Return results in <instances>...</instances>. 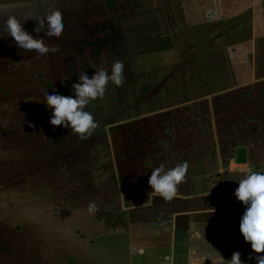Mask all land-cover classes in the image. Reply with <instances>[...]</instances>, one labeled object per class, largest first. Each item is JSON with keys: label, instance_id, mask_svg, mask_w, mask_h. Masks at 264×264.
<instances>
[{"label": "rangeland", "instance_id": "rangeland-1", "mask_svg": "<svg viewBox=\"0 0 264 264\" xmlns=\"http://www.w3.org/2000/svg\"><path fill=\"white\" fill-rule=\"evenodd\" d=\"M167 7L161 0H51L45 16L53 10L62 13V36L37 33V24L28 33L59 51L40 55L16 43H10L9 49L0 43V264H81L78 258L88 250L92 252L88 255L97 256L96 264H140L134 260L140 255H145L146 264H170L165 259L172 246L166 226L155 227L163 237L153 235L148 226L174 218L178 226L189 222L184 228L190 233L185 245L195 253L189 263L188 259L177 263L206 264L202 252L212 248L202 237L207 243L213 241L223 255L229 244L232 252L225 260L237 252L236 244L232 247L231 241L209 237L211 232L190 221L195 216L209 218L211 213L192 217L174 208L181 203L188 212L211 209L221 216L238 217L235 214L245 210L234 214L224 208L244 206L234 195L239 185L230 186L225 194L187 192L169 202L152 194L133 203L131 195L135 196V189L151 193L148 179L160 165L167 171L194 155H209L213 147L230 152L239 142L256 146L254 162L261 166L240 167L264 173L263 129L259 137L236 133L234 128L219 129L217 145L212 126L204 134L200 118L196 116L193 123L187 117L189 107L202 104L204 96L218 90L264 89V80L243 86L251 79H235L241 78L239 72L253 71L254 65L264 74V4L243 8L245 17L239 23L231 21L229 31L215 35L206 33L213 28L209 21L205 27L191 28L182 16L172 14L168 19ZM252 16L253 25L246 27L244 21ZM153 32L168 34L176 47L122 62L123 86L110 82L104 98L85 108L99 123L90 138L81 140L70 129L50 124L52 109L45 103L46 94L74 96L72 85L80 75L91 78L100 69L110 74L113 65L106 61L110 39L116 44L131 39L135 46ZM237 43L241 46L233 50ZM83 62L88 66L83 68ZM207 180L204 190L220 184V178ZM90 203L96 205V212H88ZM133 224L141 231L136 242L123 237L132 234ZM102 230L105 238L99 235ZM179 238V243L185 242L182 234ZM161 253L164 258L156 263ZM245 257L241 254L242 261ZM215 262L207 260V264Z\"/></svg>", "mask_w": 264, "mask_h": 264}, {"label": "crops", "instance_id": "crops-1", "mask_svg": "<svg viewBox=\"0 0 264 264\" xmlns=\"http://www.w3.org/2000/svg\"><path fill=\"white\" fill-rule=\"evenodd\" d=\"M39 2L40 0H0V30H3L4 23L8 15L11 14V15H16V17L21 20L24 29L27 32H30L32 26L36 24L38 25V20L27 19L26 16L44 19L40 13ZM161 2L167 3L168 6L167 7L168 12L166 14L167 17L171 16L172 14L174 16L177 15L182 16L188 19V23L191 25V28L195 26L205 27L207 25V22L209 21L210 24L213 25V28L209 31H206V33L208 32L213 35L220 33L221 31H224L226 29L229 31L228 28L230 26L231 21L236 20L237 23H239L240 17H245L243 12H241L243 8L246 7L247 8L246 10H249V9H253L256 5L260 3L264 4V0H161ZM245 2L247 3V5L243 4ZM254 21L255 20H253V16H252V19H248V20L246 19L244 22L246 27H249L253 25ZM191 30L192 29H189L190 33H192ZM0 43L1 46L3 45V48L9 49V44L15 43V41L10 35L4 33L3 36L0 37ZM240 46L241 44L239 45L238 43L236 45H233V50L235 48H239ZM175 47L176 44L174 42V48ZM238 75L241 76V78L236 77L235 78L236 80L242 78L251 79L250 82L243 84V86L257 85L259 82L264 80V74L256 72L255 65L253 66V71L247 69L242 72H239ZM237 87L238 86H234L229 89L218 90L216 93L214 92V94L211 93L207 96H204L202 99L203 100L202 104L197 103L196 105H193V107H189V111L187 113L188 119L190 120L192 118L194 123L195 117L198 116L200 118L199 127L200 128L203 127L204 134H207L206 127L212 126L213 139L217 142V145L220 142L219 129L234 128L236 133L242 131L248 133L250 136L256 134L255 137L260 136V129L264 130V89L260 88V89H253L251 91L240 92L236 90ZM237 109H241V110H239V112H236ZM184 121L187 122V120ZM142 131H143V127H142ZM248 143L250 145L246 146V144H244L243 142H239L237 145H235V148L230 152L223 151V149L220 146V147H213L209 155L207 156L206 155L192 156L188 162L189 169L186 176V181L180 185L182 186L183 189H181V187L179 186L180 191L178 192L177 195H185L187 194V192L192 194H204V195L210 192L211 193L215 192L217 194H221V193L225 194L231 188L230 186H238V183L243 178H245L246 175H248L250 172V169L246 170L241 168L240 164L237 162V150L239 148L244 147L247 149L248 166L255 165L258 168L261 167L254 162V156H255L254 152L256 146L249 141ZM258 168L257 170L259 171ZM261 170L264 171L263 168ZM210 177H213L214 181L215 179L220 178V182H219L220 184L215 189L206 190L207 189L206 188L204 190L203 183H205L207 178L210 179ZM235 189L236 188L234 187L233 190ZM134 193L135 196L133 194L131 195L133 203L140 202L145 196L147 197V195H149V192L147 193L146 191H141V190L137 191V189H135ZM152 194L157 196V194L155 193H150V195ZM204 201L206 202V200ZM184 203L185 202L182 201V205ZM138 205H136V207ZM180 208L183 209L184 211L183 213L187 216L195 215V213H203V212L211 213L209 215V218H204V217L202 218L201 216H195V218L190 221L191 223H195L199 226H203L202 229H204L205 231L211 232L212 234L209 237L212 236L215 237L216 239L217 238L226 239V243L228 242L230 243L231 241L232 247L234 244H236L235 248L237 249V251H240V254H244L246 256L243 260V263L255 264L257 262L255 260L256 254L252 252L250 244L244 241L239 231V223L243 213H241V215H239V213L238 214L234 213L242 210L244 211L245 206L234 205V208L233 207L224 208V210H232L231 212H233L235 216H238V217H230V218L225 217V215L221 216L220 212H217L216 210L212 211L211 209L206 211L203 210L200 212H198V210L188 212L186 207L183 206L181 207V203L179 204L176 203L174 210ZM213 216L214 218H212ZM177 222L178 221L175 220V218L173 219V221H167L165 223H163L162 220L159 219L157 222L151 223L148 226V228L152 230L153 235L155 234V236L163 237L164 234L160 233V229L156 230L155 227L158 226L161 228L163 225H165L166 228L164 231L167 232L168 237L169 235L171 236L172 246L170 250V255H168L171 258L170 264H179L177 263V260L179 262L180 259H184V261L188 259V263H189V259H193L195 254L191 250L192 248L189 247V244L185 245V243L189 241L190 233L188 230L184 228L186 227L185 225L186 224L188 225L189 222L181 223L179 226L177 225ZM133 225H131L132 234L131 235L126 234L123 237H128L129 241L136 242L139 238L138 235L139 233H141V231L137 229V224H133ZM222 226H225L226 228ZM98 228L99 226L93 229L92 232H94V230H97ZM104 232L106 231L102 230L99 233L100 237L105 238V236H107V233ZM179 234H182L184 236L185 242L184 240H182L179 243V239H180ZM202 239L203 242H205L210 248H212L209 249L208 251L202 252L204 255L203 260L205 261L206 264L208 259L210 260L215 259L216 261L215 264L216 263L220 264V259L219 256L217 257V254L218 255L220 254L223 258L225 256L226 258L228 254L232 252V250L230 249V245L228 244L226 253L225 255H223L222 250H217L218 246L216 248L214 245L215 243H213V241L207 243V241L203 237ZM218 244L216 243V245ZM180 245L181 246L184 245V246L181 247L180 249L179 248ZM220 248L221 247H219V249ZM214 250H217V252H215ZM91 253L92 252L88 250L84 254H86L87 256L88 254ZM84 254L80 255L81 258H78L81 259L80 261L81 264L83 262L84 264H96L97 256L88 255L86 257ZM104 256L105 255H103L102 257ZM250 256H252L253 258L249 259ZM162 257L164 258V255H162V253L160 256L157 255V257L155 258L156 259L155 262L158 263V261H160L159 259ZM231 257L228 258L227 260L231 259ZM134 260L138 262H142L140 264L143 263L146 264L145 255H140L136 257Z\"/></svg>", "mask_w": 264, "mask_h": 264}, {"label": "clouds", "instance_id": "clouds-1", "mask_svg": "<svg viewBox=\"0 0 264 264\" xmlns=\"http://www.w3.org/2000/svg\"><path fill=\"white\" fill-rule=\"evenodd\" d=\"M27 19L38 20L34 31H43L45 36L60 38L64 31L63 16L59 10L51 11L46 18L26 16ZM45 21L47 31H45ZM4 33L10 35L16 45L25 51H34L40 55H47L50 51H59L58 46L50 48L43 39L34 38L23 27L21 20L16 15H8L0 37ZM124 63L116 61L109 74L100 69L89 78L86 74L79 76V82L72 85L74 96L60 94H46L45 103L52 109L50 124L53 127L70 129L81 140L90 138L99 127L94 116L85 111L90 102L104 98L109 83L122 87L125 83ZM189 164L187 161L177 164L165 171L163 165L151 171L148 179L151 193L157 194L166 202L173 200L179 191V185L186 181ZM235 197L245 206V211L240 219L239 231L244 241L250 244L252 252L256 254L257 264H264V173L251 171L238 183ZM150 195V193H149ZM98 209L94 203L88 205V212L94 213ZM253 257L250 256L249 259ZM170 260V257H165ZM220 264H243L241 254L234 252L231 259L225 260L219 254Z\"/></svg>", "mask_w": 264, "mask_h": 264}, {"label": "trees", "instance_id": "trees-1", "mask_svg": "<svg viewBox=\"0 0 264 264\" xmlns=\"http://www.w3.org/2000/svg\"><path fill=\"white\" fill-rule=\"evenodd\" d=\"M108 3L110 4L111 2L108 1ZM110 6L114 7L112 4ZM120 30V32L123 33L122 29ZM116 32L117 31H113L115 35L117 34ZM147 34L149 35L143 37L142 42L138 43L135 46L133 42H131V39H128V41L124 42L121 41L117 44L114 40L110 39L112 45L110 46L106 56V61H108V65H106L110 66L113 65L116 61L124 62L136 56L165 52L174 48V43L172 42L168 34H163L161 32H153ZM87 66L88 64L86 62L82 63L83 68Z\"/></svg>", "mask_w": 264, "mask_h": 264}, {"label": "water", "instance_id": "water-1", "mask_svg": "<svg viewBox=\"0 0 264 264\" xmlns=\"http://www.w3.org/2000/svg\"><path fill=\"white\" fill-rule=\"evenodd\" d=\"M237 162L239 164H247V149L244 147H241L237 150Z\"/></svg>", "mask_w": 264, "mask_h": 264}, {"label": "flooded vegetation", "instance_id": "flooded-vegetation-1", "mask_svg": "<svg viewBox=\"0 0 264 264\" xmlns=\"http://www.w3.org/2000/svg\"><path fill=\"white\" fill-rule=\"evenodd\" d=\"M49 1H51V0H40V2H39V5H40V13H41V15L43 16V18H46V14L47 13H45V7H46V3H48ZM125 159H126V161L128 160V156H126L125 157ZM127 163V162H126ZM129 165V164H128ZM130 167V166H129ZM130 175V177H133L134 179H136V175L134 174H129ZM136 181V180H135ZM134 184H135V182H134Z\"/></svg>", "mask_w": 264, "mask_h": 264}]
</instances>
